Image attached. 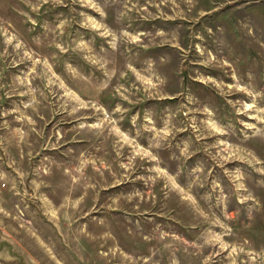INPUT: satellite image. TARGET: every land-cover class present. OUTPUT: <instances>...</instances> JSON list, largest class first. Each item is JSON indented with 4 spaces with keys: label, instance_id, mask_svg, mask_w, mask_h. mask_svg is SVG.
I'll return each instance as SVG.
<instances>
[{
    "label": "rangeland",
    "instance_id": "1",
    "mask_svg": "<svg viewBox=\"0 0 264 264\" xmlns=\"http://www.w3.org/2000/svg\"><path fill=\"white\" fill-rule=\"evenodd\" d=\"M0 264H264V0H0Z\"/></svg>",
    "mask_w": 264,
    "mask_h": 264
}]
</instances>
